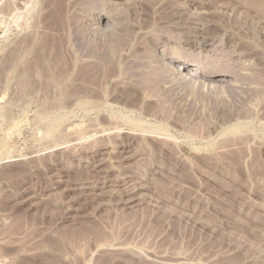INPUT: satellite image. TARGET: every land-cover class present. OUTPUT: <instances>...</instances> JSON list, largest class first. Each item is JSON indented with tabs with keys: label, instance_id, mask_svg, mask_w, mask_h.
Wrapping results in <instances>:
<instances>
[{
	"label": "rangeland",
	"instance_id": "1",
	"mask_svg": "<svg viewBox=\"0 0 264 264\" xmlns=\"http://www.w3.org/2000/svg\"><path fill=\"white\" fill-rule=\"evenodd\" d=\"M0 264H264V0H0Z\"/></svg>",
	"mask_w": 264,
	"mask_h": 264
},
{
	"label": "bare ground",
	"instance_id": "2",
	"mask_svg": "<svg viewBox=\"0 0 264 264\" xmlns=\"http://www.w3.org/2000/svg\"><path fill=\"white\" fill-rule=\"evenodd\" d=\"M186 73H187V74H190V75H194V74H192L193 72H191V71H187V70H186ZM195 76H196V75H195Z\"/></svg>",
	"mask_w": 264,
	"mask_h": 264
}]
</instances>
